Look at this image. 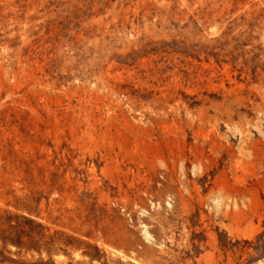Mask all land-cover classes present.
Returning a JSON list of instances; mask_svg holds the SVG:
<instances>
[{
    "label": "rangeland",
    "instance_id": "obj_1",
    "mask_svg": "<svg viewBox=\"0 0 264 264\" xmlns=\"http://www.w3.org/2000/svg\"><path fill=\"white\" fill-rule=\"evenodd\" d=\"M0 264H264V0H0Z\"/></svg>",
    "mask_w": 264,
    "mask_h": 264
}]
</instances>
